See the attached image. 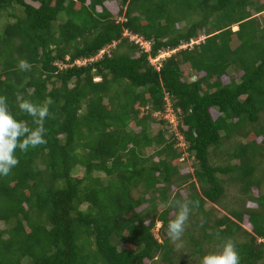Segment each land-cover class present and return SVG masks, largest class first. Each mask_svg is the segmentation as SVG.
I'll return each mask as SVG.
<instances>
[{
	"label": "trees",
	"instance_id": "1",
	"mask_svg": "<svg viewBox=\"0 0 264 264\" xmlns=\"http://www.w3.org/2000/svg\"><path fill=\"white\" fill-rule=\"evenodd\" d=\"M5 13L0 97L30 128L22 102L49 115L46 143L0 175V264H201L229 241L264 264V0H0Z\"/></svg>",
	"mask_w": 264,
	"mask_h": 264
},
{
	"label": "clouds",
	"instance_id": "2",
	"mask_svg": "<svg viewBox=\"0 0 264 264\" xmlns=\"http://www.w3.org/2000/svg\"><path fill=\"white\" fill-rule=\"evenodd\" d=\"M105 51L106 50H102ZM104 52V53H105ZM19 67L27 70V61H21ZM48 103H51L49 100ZM21 111L34 118L35 128L22 125L9 112L5 97H0V175L6 176L19 163L16 151L19 149L26 152L30 147L35 148L46 143L44 139L45 118L49 115L48 104L36 105L30 101H24L19 105ZM179 211L176 218L168 224V235L176 239L184 230L185 222L188 220L192 201L177 204ZM201 264H240V256L235 245L230 241L225 242L218 252L204 255Z\"/></svg>",
	"mask_w": 264,
	"mask_h": 264
},
{
	"label": "built area",
	"instance_id": "3",
	"mask_svg": "<svg viewBox=\"0 0 264 264\" xmlns=\"http://www.w3.org/2000/svg\"><path fill=\"white\" fill-rule=\"evenodd\" d=\"M125 36L126 37H130L131 38V41L134 42L136 45L140 46L141 49H143L145 52H149L151 50V43L150 42H146V41H143L141 38L137 37V36H131L129 33H125ZM194 42L191 41V45H193ZM187 48V45H184V46H181L180 49H186ZM177 50H166V51H160L158 53V55L154 58H150V62L151 64H153L155 66L156 69L159 70V64L165 60L167 57H170L171 54L175 53ZM105 51H101L97 58L94 59V60H97V59H100L101 56L104 54ZM94 60H91V61H94ZM86 61L82 62V61H77L75 63V65H84ZM169 115H172V120H169L172 124H173V120L176 121L175 119V116L171 113V111L168 112ZM168 114L166 115V117L168 116ZM176 124H177V121H176ZM176 124L173 125L174 127H176Z\"/></svg>",
	"mask_w": 264,
	"mask_h": 264
},
{
	"label": "rangeland",
	"instance_id": "4",
	"mask_svg": "<svg viewBox=\"0 0 264 264\" xmlns=\"http://www.w3.org/2000/svg\"><path fill=\"white\" fill-rule=\"evenodd\" d=\"M12 22H14V19L13 18H11V17H8V13H5L4 15H3V18L0 20V31H3V29L9 24V23H12ZM184 70H186V71H188L189 70V68L186 66V67H184ZM97 81H98V79H97ZM224 81H227L228 82V78H224ZM143 114V113H142ZM172 115H169L168 114V116L166 117L165 116V119H168V120H172ZM176 124V121L175 120H173V125H175ZM174 129H175V127H173ZM180 142V141H179ZM180 144H181V142H180ZM178 147H181V146H179V144L177 145ZM187 156H185L184 157V160H186L187 161V158H186ZM188 164H190L189 163V161H187V162H185L184 164H183V167H184V169H186V168H188ZM76 176H82V173H81V169L79 168L78 169V172L76 173ZM254 194L255 195H257V192L255 191L254 192ZM243 226L245 227V228H248V224L246 223V222H244V224H243ZM160 227V224H158L157 226H156V229L154 230V234H155V236H156V238L157 239H159V237H158V228Z\"/></svg>",
	"mask_w": 264,
	"mask_h": 264
}]
</instances>
